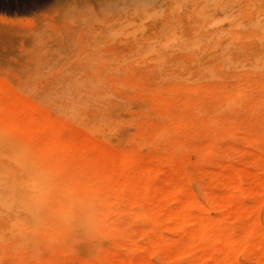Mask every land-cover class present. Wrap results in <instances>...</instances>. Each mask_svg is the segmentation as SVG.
Returning <instances> with one entry per match:
<instances>
[{
    "label": "bare ground",
    "instance_id": "6f19581e",
    "mask_svg": "<svg viewBox=\"0 0 264 264\" xmlns=\"http://www.w3.org/2000/svg\"><path fill=\"white\" fill-rule=\"evenodd\" d=\"M238 1L241 17L228 43L234 53L233 67L251 68L252 72H239L233 76L234 84L221 83L209 89V85L198 83L199 74L191 76L201 68H185V80L190 82L180 85L176 95L156 94L148 100L155 107L152 119L142 123L132 137L134 145L124 150L91 142L77 148L71 140L58 144L55 137L44 139L34 132L32 122L25 120L20 104L8 111L0 103V125L9 121V129L2 133L6 148L0 160V264L5 256L25 263L26 254L37 243L48 248L43 264H72L65 256L76 249L74 231L82 224L95 230L100 250L96 260L85 255L79 264H134L117 248L136 253L147 264H179L184 255L190 256L188 264H230L232 259L264 264V155L252 164L254 177L250 168H230L231 172L220 171L215 180L226 193L203 190L208 171L204 168L211 164L207 154L223 148L225 134L246 131L249 144L264 141V120L250 125L224 117L235 114L243 104L252 116L264 114V72L260 70L264 68V0ZM199 5L196 13L201 16L203 5ZM219 77L226 80L229 75ZM184 89L191 90L189 95ZM253 89H257L256 95H252ZM0 95L3 102V93ZM207 98L218 106L211 119L203 121L200 116L207 112ZM174 106L179 107L177 111ZM170 133H189V140L166 142L170 143L166 147L164 138ZM203 134L207 142L201 146L196 141ZM226 144L230 147L226 158L237 160L240 148ZM157 145L163 148L156 155L158 162L136 166L134 150ZM199 149L203 153L195 156L203 164L202 175L195 171L193 176L188 167L184 174L187 181L178 178L162 189L141 183L165 166L178 167L183 153ZM94 150L100 152L99 163L90 155ZM187 154L182 159L191 158ZM223 163L219 165L228 168ZM250 197L261 198L255 202ZM231 219L235 223L227 225ZM137 225H141L138 230ZM198 250L204 252L199 260L193 256ZM137 251L142 252L137 255ZM31 257L30 264H36L37 258L32 262Z\"/></svg>",
    "mask_w": 264,
    "mask_h": 264
},
{
    "label": "rangeland",
    "instance_id": "374dc122",
    "mask_svg": "<svg viewBox=\"0 0 264 264\" xmlns=\"http://www.w3.org/2000/svg\"><path fill=\"white\" fill-rule=\"evenodd\" d=\"M199 4L203 5L201 16L196 13ZM240 5L238 0H0V92L4 97L3 102L0 97V103L8 111L20 104L25 120L31 121L34 132L44 139L55 137L58 144L71 140L77 148L91 142L98 147L124 150L134 145L132 137L142 123L152 119L155 107L148 100L156 94L176 95L180 85L190 82L185 80V68H201L203 72L197 70L191 76L199 74L198 83L209 85V89L221 83L234 84L233 76L239 72H252L251 68L233 67L234 53L228 43L237 30L234 25L241 17ZM260 70L264 72V68ZM225 73L228 79L219 77ZM184 90L187 95L191 92ZM257 92L251 91L252 95ZM206 100L207 112L200 116L203 121L211 119L218 106L217 101ZM177 108L174 106V111ZM237 109L235 114L224 117L233 123L250 125L264 120L261 112L250 115L247 104ZM8 129L9 121L5 119L0 125V160L6 148L2 133ZM246 134L241 131L224 135L226 145L240 148L237 160L226 158L230 147L224 144L222 149L207 154L211 164L204 168L195 156L203 153L199 149L189 153L191 158L186 153L189 160L186 156L182 159L186 155L183 153L178 167L175 161V168L165 166L141 183L162 189L170 182H178V178L186 179L188 167L198 176L202 175L200 169L207 168L203 190L208 194L226 193L215 182L220 171L250 168L252 173L256 170L252 164L264 155V141L249 144ZM203 135L196 141L201 146L207 142ZM176 139L187 141L189 133H170L164 142ZM162 149V145H157L134 150L136 166L146 161L157 163L156 155ZM90 155L99 163L100 152L94 150ZM223 162L228 168H222ZM250 198L259 202L261 197ZM234 223L231 219L227 225ZM140 228L141 225L136 226L137 230ZM92 231L91 226L84 224L74 231L76 249L65 256L66 260L71 258L69 263L79 264L85 255L97 259L100 249L95 230ZM47 250L37 243L21 264H30L31 255L32 262L37 258L35 263L41 264ZM115 250L134 264H147L136 253ZM137 252L140 255L142 251ZM193 256L199 260L204 252L198 250ZM188 258L184 255L179 264H188ZM1 264L18 263L5 256ZM230 264L251 263L232 259Z\"/></svg>",
    "mask_w": 264,
    "mask_h": 264
},
{
    "label": "clouds",
    "instance_id": "9594fccd",
    "mask_svg": "<svg viewBox=\"0 0 264 264\" xmlns=\"http://www.w3.org/2000/svg\"><path fill=\"white\" fill-rule=\"evenodd\" d=\"M0 206H3V202L2 201H0Z\"/></svg>",
    "mask_w": 264,
    "mask_h": 264
}]
</instances>
